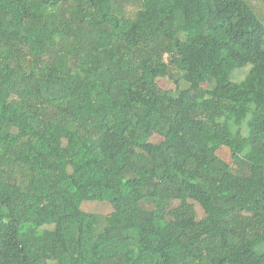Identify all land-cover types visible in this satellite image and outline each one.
Returning a JSON list of instances; mask_svg holds the SVG:
<instances>
[{
	"label": "trees",
	"instance_id": "1",
	"mask_svg": "<svg viewBox=\"0 0 264 264\" xmlns=\"http://www.w3.org/2000/svg\"><path fill=\"white\" fill-rule=\"evenodd\" d=\"M50 262L264 264L248 0H0V264Z\"/></svg>",
	"mask_w": 264,
	"mask_h": 264
},
{
	"label": "rangeland",
	"instance_id": "2",
	"mask_svg": "<svg viewBox=\"0 0 264 264\" xmlns=\"http://www.w3.org/2000/svg\"><path fill=\"white\" fill-rule=\"evenodd\" d=\"M249 3L252 5L254 8L256 14L264 24V1L263 0H248ZM249 67H243L240 69H237L233 73V79L235 81H240L244 78L246 73L248 72ZM178 76V75H177ZM158 82L160 86L164 89H176V84L174 80L170 76H165V77H160L158 78ZM205 87H208V84L204 85ZM163 137L160 134H155L152 138L151 141L154 143H159L161 142ZM217 155L220 156L224 161L228 162L229 164L233 165V160H232V155H231V150L228 147H222L219 151H217ZM196 211V215L198 219H202L205 217V212L203 208L201 207L200 204L197 202L191 200L190 201ZM82 209L86 212H92V213H97V214H102V215H109L113 211L112 204L109 201H84L82 204ZM48 264H55L53 262H50Z\"/></svg>",
	"mask_w": 264,
	"mask_h": 264
}]
</instances>
